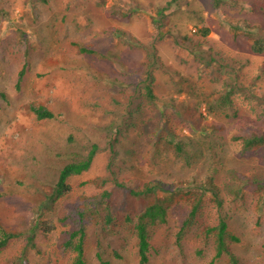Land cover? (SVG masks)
I'll return each instance as SVG.
<instances>
[{
	"label": "rangeland",
	"instance_id": "374dc122",
	"mask_svg": "<svg viewBox=\"0 0 264 264\" xmlns=\"http://www.w3.org/2000/svg\"><path fill=\"white\" fill-rule=\"evenodd\" d=\"M109 26L113 33L101 35ZM20 27L32 44L27 50ZM258 38L264 40V0H0V90L6 93L0 99V218L18 229L55 224L40 231L26 255L23 241L12 240L0 251V264H67L57 208L90 192L83 185L88 174L71 177L63 198L38 201L55 184L63 154L91 143L98 151L89 174L112 180L116 171L119 180L158 179L175 187L179 202L170 222L151 233L149 264H207L213 245L204 244L203 229L220 217L241 239L231 246L242 264H264V145L244 155L233 139L240 123L263 107L264 49L252 48ZM75 41L97 51L82 55ZM225 86L234 92L227 95ZM30 104L47 106L55 117L37 120ZM188 120L191 127L180 122ZM160 121L174 133L156 136ZM172 141L183 142L189 159L167 148ZM153 150L165 154L155 165L140 158ZM241 172L257 183L241 182L235 196L229 184ZM209 175L221 207L208 188L192 184ZM194 192L202 194L200 216L178 243V224ZM93 236L87 262L99 264ZM125 238L110 241L123 255L119 264H137L136 238L129 230ZM103 248L112 260V248L106 242Z\"/></svg>",
	"mask_w": 264,
	"mask_h": 264
},
{
	"label": "trees",
	"instance_id": "16d2710c",
	"mask_svg": "<svg viewBox=\"0 0 264 264\" xmlns=\"http://www.w3.org/2000/svg\"><path fill=\"white\" fill-rule=\"evenodd\" d=\"M115 29L116 28L113 26L104 27L101 35L113 33L111 31ZM18 35L21 39L25 38V41L28 43L25 50H27L29 46H32L30 41L25 37L27 34L24 28L20 27L18 29ZM263 41V39L258 38L252 44V48L255 52H263ZM72 43L82 55H90L97 51L93 46H89L81 41ZM200 47L201 44L198 48ZM151 50L154 52L155 47L152 46ZM216 54L218 55V53ZM212 59H215L214 56H212ZM24 72L25 67L18 73L17 87H19L23 79ZM233 75H237V71L234 72ZM233 75H230L228 77L229 79L227 78L228 81H232ZM146 88L148 95L153 97L150 85H147ZM225 91L226 94L229 95L234 92V89L232 86H225ZM262 98L261 103H263V107H261L259 113L256 114V117L252 118L251 121H242L237 132L233 136V139L239 143L240 151L244 155H248L264 145V94ZM0 99H6V93L2 90H0ZM224 99L228 100L229 98L228 96L225 97L224 94ZM28 107L37 120L55 117V114L45 105L30 104ZM180 122L191 127L190 120ZM154 132L156 136H162L164 134L172 135L174 133L173 129L171 127L167 128L166 123L163 121H160L157 127L154 128ZM203 134L207 136V132H203ZM168 138L166 139L168 140ZM111 144L113 145V143ZM168 147L173 148L176 156L189 159L183 142L172 141V144L168 142L167 148ZM97 151V143H91L89 147H83L78 144L74 149L63 154V159L65 160L57 172L55 184L50 191H46L44 194L42 193L43 198H41L38 203L41 204L43 201L44 203L57 201L63 198L70 189L68 181L71 177L88 174L86 179L83 180V185L87 186L90 192L79 194L72 200H61L57 208V222L66 227L61 248L70 255L67 264H88L86 245L89 243L90 234H94L92 237L93 240L91 241L95 244L94 255L98 263L119 264V260L123 258V255L116 245L112 247L110 241L119 239L126 242V238L123 239V234L128 230L131 231L136 238L137 264H149L152 248L151 233L155 226L165 224L168 221L170 222L172 206L174 203L179 202L174 199L176 190H173L175 187L172 186V184L170 185L158 179H151L143 182L139 180H119L116 171L112 172V180L108 179V176L101 177L99 174H89ZM155 151L156 150H153V153H150V151L143 153L140 158L145 161L150 160V162L155 165L156 162H159L165 156L164 153L163 157L156 155L154 154ZM170 154L174 155V152ZM145 157H148V160ZM114 159L115 156H113L112 162L115 161ZM233 177L236 184H229L232 188L228 190L233 192L235 196L239 194L238 185L241 187V182L246 181L250 184L257 183V180L251 179L243 172L240 174L237 173V176L233 174ZM18 181L22 183V180ZM192 184H198L199 189L202 187L205 189L208 188L217 205L221 207L222 196L212 176L209 175L203 181L196 180ZM111 185L113 186L111 187ZM159 192H168L170 195L160 196ZM185 193L186 192H184L183 195H185ZM193 194L194 200L190 204V209L181 224H178V231L175 235L176 242L178 243H181L184 236L189 234L191 227L196 224L200 216L203 202L202 194H198L197 192ZM258 196L261 197L262 195L259 194ZM54 226L55 224L53 222H45L44 225H38L36 223L29 228L18 229L3 222L0 218V251L7 247L12 240L18 239L23 241L21 252L22 255H26L29 249H36L35 241L40 231H49L54 228ZM126 229L128 230L125 231ZM203 234L206 239L204 244H207V240H211L213 245V253L210 255L207 264H216L217 261L219 262L220 260H224L225 264H242L238 254L231 246L233 242H240L241 239L228 229V223L224 218L220 217L215 223L207 224L203 229ZM104 242L109 244L112 248L114 255L112 260L104 255ZM197 250L198 254L202 251L201 247H198Z\"/></svg>",
	"mask_w": 264,
	"mask_h": 264
}]
</instances>
